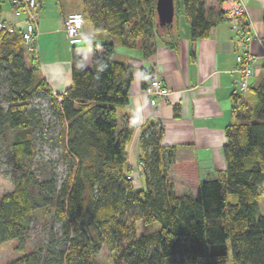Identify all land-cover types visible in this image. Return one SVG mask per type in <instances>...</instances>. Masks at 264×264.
<instances>
[{
  "label": "trees",
  "instance_id": "trees-1",
  "mask_svg": "<svg viewBox=\"0 0 264 264\" xmlns=\"http://www.w3.org/2000/svg\"><path fill=\"white\" fill-rule=\"evenodd\" d=\"M2 0H0L1 2ZM190 22V38H206L213 26L206 19L204 0H182ZM84 22L103 42L92 48L88 69L72 53L71 84L60 95L50 89L37 68L24 61L20 31H0V137L13 132L10 160L13 189L0 198V244L23 235L30 215L52 208L63 230L62 242L24 253L8 264H96L105 243L114 264H264V64L248 92L254 104L243 101L236 123L226 128L223 155L226 168L216 179L201 181L195 196H177L168 178L172 149L161 145L162 129L152 123L140 133L137 161L142 187L130 177L127 146L135 123L125 115L117 126V107L128 105L133 69L114 60V43L136 47L151 56V39L174 50L178 35L163 33L155 22L156 0H81ZM220 11V15H222ZM1 20V19H0ZM149 72L141 70L145 88ZM49 99L62 129L58 141L68 161L61 180H39L32 160L34 132L41 118L30 99ZM229 195L235 200H229ZM136 221L159 223L152 234H136Z\"/></svg>",
  "mask_w": 264,
  "mask_h": 264
},
{
  "label": "crops",
  "instance_id": "crops-1",
  "mask_svg": "<svg viewBox=\"0 0 264 264\" xmlns=\"http://www.w3.org/2000/svg\"><path fill=\"white\" fill-rule=\"evenodd\" d=\"M245 13L238 18L237 27H242L251 36L240 40L233 24L222 11L220 0H204L206 19L213 24L208 37L190 38V22L183 10L182 0H170L160 6L156 0L155 22L160 32L172 29L178 35L174 50L163 41L151 39L154 46L151 56L144 58L136 47L114 43V60L133 69L128 89V105L117 107V126L123 125L125 115H131L135 130L127 146L128 155L133 153L135 163L129 162L134 187H142L141 170L137 161L140 133L154 123L162 129L161 145L172 149V164L168 178L177 196H195L201 181L216 179L223 173L226 162L223 145L226 128L236 123L234 92L240 78L236 71L238 55L261 56L264 52V0H242ZM11 0L0 2V21L15 24L16 31L25 29V13L16 16ZM81 11V0H39L36 16V38L24 43L23 54L27 66L37 68L38 76L46 79L52 92L62 94L71 84V55L81 56L84 66L91 67L92 48L103 42V34H95L84 22L81 34L91 33L94 43L87 41L77 47L68 44L64 31L66 15ZM161 12L165 13L162 16ZM223 13V12H222ZM154 73L168 89L165 98L156 105L150 103L141 82V70ZM261 67L249 79L252 85L260 76ZM246 107L254 100L247 91ZM119 118V119H118ZM135 169H132V168ZM134 173L138 174L135 182ZM258 209L264 214V196L258 200Z\"/></svg>",
  "mask_w": 264,
  "mask_h": 264
},
{
  "label": "rangeland",
  "instance_id": "rangeland-1",
  "mask_svg": "<svg viewBox=\"0 0 264 264\" xmlns=\"http://www.w3.org/2000/svg\"><path fill=\"white\" fill-rule=\"evenodd\" d=\"M168 2L170 0H159L160 6H166ZM161 14L162 16L166 15L163 12ZM0 93H5V85L1 82ZM29 107L37 109L41 118V129L33 134L35 155L31 168L39 180L48 177L61 180L65 176L68 167L62 145L58 141L62 125L50 107L48 98L36 94L30 99ZM12 137L13 132L10 131L0 137V198L13 189L15 172L11 165L9 151ZM132 155L133 153L128 155V163H135ZM137 177L138 174L134 173L135 182L138 180ZM229 200L234 201L235 196L229 195ZM135 227L137 236H140L156 232L159 230L160 225L157 222L145 224L142 221H136ZM62 238L63 230L60 223L54 219L52 208L38 210L30 215L27 220L23 235L24 250L22 252L17 250L16 247L19 242L17 239L0 244V264H8L27 252L44 251L56 241L60 242L58 248L63 249ZM114 257V253L104 243L95 261L96 264H114Z\"/></svg>",
  "mask_w": 264,
  "mask_h": 264
},
{
  "label": "built area",
  "instance_id": "built-area-1",
  "mask_svg": "<svg viewBox=\"0 0 264 264\" xmlns=\"http://www.w3.org/2000/svg\"><path fill=\"white\" fill-rule=\"evenodd\" d=\"M14 6V14L16 16L25 13V29L21 32L22 39L25 44L32 43L36 38V16L39 8V0H11ZM222 12L232 24L234 31L240 35V40L248 41L251 36L247 34L242 27H237V20L245 13V7L242 0H220ZM84 24V17L81 11H72L66 15L64 22V31L67 37L68 44L71 47H77L85 44L87 41L94 43V36L91 33L81 34V29ZM5 30L8 33L16 31L15 24H8L0 21V31ZM264 44V39L261 40ZM264 64V52L261 56L257 55H238L236 57V71L239 72L240 78L237 81V89L234 92L233 102L234 110L238 109L243 103L245 94L248 90V82L255 73L258 67ZM145 94L150 98V103L156 105L158 99L165 98L168 94V89L163 85L161 80L154 74H149L148 84L144 88ZM139 170H142V165L139 164ZM130 177H133L130 174Z\"/></svg>",
  "mask_w": 264,
  "mask_h": 264
}]
</instances>
